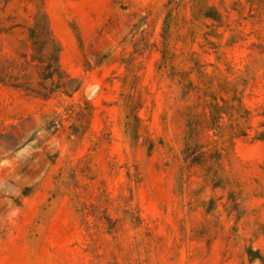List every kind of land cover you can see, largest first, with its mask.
<instances>
[{
	"label": "rangeland",
	"instance_id": "374dc122",
	"mask_svg": "<svg viewBox=\"0 0 264 264\" xmlns=\"http://www.w3.org/2000/svg\"><path fill=\"white\" fill-rule=\"evenodd\" d=\"M264 256V0H0V264Z\"/></svg>",
	"mask_w": 264,
	"mask_h": 264
},
{
	"label": "trees",
	"instance_id": "16d2710c",
	"mask_svg": "<svg viewBox=\"0 0 264 264\" xmlns=\"http://www.w3.org/2000/svg\"><path fill=\"white\" fill-rule=\"evenodd\" d=\"M248 262L250 264H264V256L261 255L258 251H253L249 249L247 251Z\"/></svg>",
	"mask_w": 264,
	"mask_h": 264
}]
</instances>
